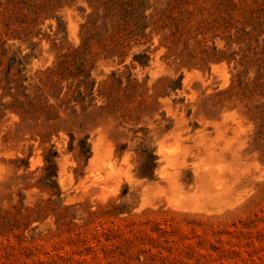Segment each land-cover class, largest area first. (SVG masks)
Wrapping results in <instances>:
<instances>
[{"label": "rangeland", "instance_id": "rangeland-1", "mask_svg": "<svg viewBox=\"0 0 264 264\" xmlns=\"http://www.w3.org/2000/svg\"><path fill=\"white\" fill-rule=\"evenodd\" d=\"M0 264H264V0H0Z\"/></svg>", "mask_w": 264, "mask_h": 264}]
</instances>
